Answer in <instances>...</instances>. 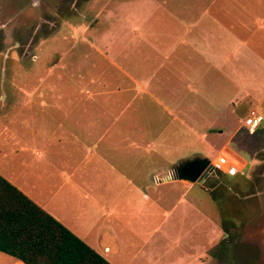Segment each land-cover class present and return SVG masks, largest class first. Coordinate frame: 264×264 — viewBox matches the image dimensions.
Instances as JSON below:
<instances>
[{"label":"crops","instance_id":"crops-1","mask_svg":"<svg viewBox=\"0 0 264 264\" xmlns=\"http://www.w3.org/2000/svg\"><path fill=\"white\" fill-rule=\"evenodd\" d=\"M57 1L58 5L63 3ZM231 4L230 0H70L71 17L64 18L56 13L59 19H63V24L52 33L54 43L65 41L68 47L62 50L64 46L58 48L57 44L54 45L53 61L48 64L47 72L44 64L38 63L35 46L12 45L10 42L1 46L0 54L3 53L5 61L2 81L8 92L1 98L5 101L13 98L12 86L21 93L23 98L20 99L25 106L30 93L37 94L40 105H51L53 123L60 128H35L32 139L36 136L43 149L52 146L56 165L72 164L70 158L82 154L86 160L84 171H94L99 160L88 159L94 154L102 158V149L106 156L108 151L123 150L127 145L139 149L140 141L123 143L125 128H189L202 142L206 141L211 148L218 150V155L212 159L215 162L213 168L222 169L224 159L229 165H239L238 169L244 175V169L251 162L240 156L237 151L240 146H232V134L242 127L248 130L241 116L246 110L258 109L251 103L253 96L246 86L251 80L246 75L252 69L264 68V56L257 54L259 47L254 40L252 43L232 34ZM7 33L12 34L6 30L4 34L8 36ZM66 69L70 70L69 74L64 71ZM31 74L36 79L33 89L29 88V81L34 77ZM232 86L235 88L233 92ZM232 110H239L241 118L233 130L228 122ZM223 118L225 122L213 128L216 121ZM171 133L179 135L181 130ZM133 134H137L135 129ZM204 134L211 135V138ZM215 134L217 137L228 134V137L221 145H216ZM97 143L99 152L98 146L94 149ZM23 144L27 143L22 139L6 143V147L17 151L12 150L7 161V154L0 157L2 176L110 263L159 264L150 245L152 242L140 253L132 238L123 239L107 223L94 230L93 216L97 217L99 212L107 216L112 214L107 205L93 209L79 206L74 221L75 191L65 190L64 194L57 191L61 186L57 182L59 179L69 180L71 175L67 171L57 169L55 179L54 174L42 170L38 174L43 176L44 183L31 184L29 169L37 172L47 158L30 159L27 154H21L18 149L23 148ZM156 144L162 146L158 141L149 145L154 148ZM221 151L227 153L223 155ZM219 157L221 162H217ZM32 160L38 162L32 163ZM177 164L173 168H177ZM112 168L119 167L114 164ZM93 176L105 179L108 173ZM156 176L153 175L157 180ZM171 176L166 174L157 182L176 181L186 187L185 192L191 197L199 198L202 197L201 191L192 190L196 184H204L211 174L194 183ZM46 182L57 190L47 195L42 187ZM202 190L210 193L208 189ZM68 205L70 211L65 208ZM212 239L216 245L215 238ZM219 258L215 260L213 257L207 262L220 264ZM198 259L206 263L201 256L193 255L190 259L179 258L177 263L170 264H194ZM0 264L26 263L0 251Z\"/></svg>","mask_w":264,"mask_h":264},{"label":"rangeland","instance_id":"rangeland-1","mask_svg":"<svg viewBox=\"0 0 264 264\" xmlns=\"http://www.w3.org/2000/svg\"><path fill=\"white\" fill-rule=\"evenodd\" d=\"M55 1L57 0H0V48L8 42L12 45L19 43L35 46L39 56L38 63L44 64V71L47 72L48 64L53 61L54 45L57 44L58 48H61L60 45L64 46L62 50L68 47L65 41L58 40L54 43L52 33L63 24V19H59L56 13L59 12L64 18L71 17L68 5L70 0H62L60 5ZM230 2L232 34L249 39L252 43L254 40L259 47L257 54L264 56V0ZM6 30L12 32L11 36L4 34ZM67 58L69 61L70 56ZM4 66L2 53L0 157L3 158L7 154V161L12 150L17 149H9L6 143L22 139L27 144L18 149L21 154H27L30 159L47 158L46 163L39 165L37 172H31L29 169L31 184L37 181L44 183L43 176L38 174L42 170H45L46 174H54L55 179L57 169L60 172L67 171L71 176L69 180L57 181L61 183L59 190L52 188L50 182H46L42 187L47 195L53 190L60 191L61 194H64L65 190L75 191L74 221L79 213V206L85 205L93 209L107 205L112 209V214L107 216L99 212L97 217L93 216L94 230L107 223L123 239L132 238L140 253L143 247L152 242L150 245L159 259V264L177 263L179 258L190 259L193 255L197 258L198 255L201 256L206 260L205 264L213 257L215 260L220 257V264H264V121L263 125L255 129V133L242 127L236 134H232V146H240L237 148L240 156L251 162L244 169L245 174H241L242 171L236 163L234 166L222 161V169L212 167L208 173L211 174L210 178L204 184L194 186L192 192L201 191L202 197L193 198L185 192L186 187L181 183L157 182L166 174L174 175L176 168L173 167L185 160L209 158L212 166H215L212 159L218 155V150L211 148L206 141L202 142L189 128H125L123 143L140 141L139 149L127 145L123 150L108 151L107 156L102 149V158L99 154H94L92 159H88L99 160V165L94 171H84L86 160L82 154H74L69 160L72 164L56 165L53 161L52 146L43 149L36 136L32 139L35 128H60L53 123L51 105H40L37 94L30 93L25 106L20 99L23 98L21 93L12 86L10 87L13 98H7L6 101L1 98L3 93L8 94L7 86L2 81ZM18 71L19 80L22 68ZM35 71L36 69L30 73ZM64 71L70 73L69 69ZM33 76L29 81L30 89H33L36 83L35 75ZM246 78L251 80L246 85L253 96L251 103L259 110L248 108L241 117L245 120L252 110L264 117V68L250 70ZM233 91L235 88L232 86ZM228 119L232 130L235 129L241 119L239 110H232ZM223 122L224 118L217 120L213 128ZM134 129L136 136H133ZM178 129L181 130L179 135L171 133ZM209 134L204 136L211 138ZM215 137L216 145H221L228 134L218 137L215 134ZM157 141L162 144L161 147L157 144L154 148L149 145ZM98 145L97 143L94 149ZM97 150L99 152V146ZM61 152L63 156L64 152ZM221 153L225 155L227 152ZM219 160L220 157L217 162ZM33 162L38 161L32 160ZM2 163L4 164V161ZM114 164L119 168L113 169ZM16 166L11 165L14 168ZM100 172L108 173V177L100 179L93 176ZM154 174L157 175V180L153 177ZM202 189H208L210 193H205ZM65 208L70 211L69 205ZM216 223L219 227H216ZM212 238H215L216 245L213 244ZM146 242L148 243L145 244ZM194 264L204 263L198 259Z\"/></svg>","mask_w":264,"mask_h":264},{"label":"trees","instance_id":"trees-1","mask_svg":"<svg viewBox=\"0 0 264 264\" xmlns=\"http://www.w3.org/2000/svg\"><path fill=\"white\" fill-rule=\"evenodd\" d=\"M0 251L26 264H112L1 174Z\"/></svg>","mask_w":264,"mask_h":264},{"label":"water","instance_id":"water-1","mask_svg":"<svg viewBox=\"0 0 264 264\" xmlns=\"http://www.w3.org/2000/svg\"><path fill=\"white\" fill-rule=\"evenodd\" d=\"M212 161L209 158H196L185 160L179 164L170 178L185 179L190 182H200L212 169Z\"/></svg>","mask_w":264,"mask_h":264},{"label":"built area","instance_id":"built-area-1","mask_svg":"<svg viewBox=\"0 0 264 264\" xmlns=\"http://www.w3.org/2000/svg\"><path fill=\"white\" fill-rule=\"evenodd\" d=\"M263 121L264 117L258 112L252 110L248 117L244 120V123L248 127L250 132H254L255 129L263 125ZM222 161H224V159Z\"/></svg>","mask_w":264,"mask_h":264}]
</instances>
